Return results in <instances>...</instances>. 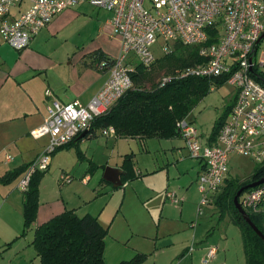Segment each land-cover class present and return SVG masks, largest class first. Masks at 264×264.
Instances as JSON below:
<instances>
[{
    "label": "built area",
    "instance_id": "2783aa9c",
    "mask_svg": "<svg viewBox=\"0 0 264 264\" xmlns=\"http://www.w3.org/2000/svg\"><path fill=\"white\" fill-rule=\"evenodd\" d=\"M23 3L28 8L11 19V9ZM84 3L110 14L111 35L121 43L119 55L109 65H96L108 77L87 105L49 101L43 124L30 132L32 138L48 137L49 142L21 176L20 192L27 190L32 174L48 169L52 153L88 132L95 118L107 114L132 89L134 59L149 70L156 61L152 47L157 43L163 55L175 43L199 47L205 62L178 71L176 77L227 76L226 83L235 91L229 116L213 144L202 145L197 128L188 119L177 124L179 138L191 158L203 164L198 175L199 191L204 194L199 208L214 198L228 177L232 155L264 165V57L255 61L258 47L264 46V0H0L1 39L20 52L55 17ZM210 31L216 41L207 45ZM45 96L50 97L49 91ZM100 134L111 137L115 131L107 127ZM62 181L69 182L64 177ZM166 197L178 203L175 194ZM263 200L264 184L243 194L239 203L243 209L255 210ZM214 253L213 249L207 253L204 264Z\"/></svg>",
    "mask_w": 264,
    "mask_h": 264
},
{
    "label": "crops",
    "instance_id": "0c3cea01",
    "mask_svg": "<svg viewBox=\"0 0 264 264\" xmlns=\"http://www.w3.org/2000/svg\"><path fill=\"white\" fill-rule=\"evenodd\" d=\"M27 8L28 4L23 3L11 9L9 17L16 19ZM109 21V13L84 3L67 9L55 17L31 40L28 47L20 52L11 49L0 36V177L13 169L31 163L47 146L48 137L34 139L30 136V132L43 124L46 116L45 108L51 99H56L61 103L78 101L82 105H87L103 87L108 73L88 67L90 60L87 56L96 51H100L110 58L119 55L121 43L119 38L111 35ZM46 91H49L50 97L45 96ZM208 138L209 136L203 143L204 146L210 145ZM109 140L113 141L114 147L117 145L116 141L120 139L116 136L103 137L100 131H97L93 138H78L71 146L58 150L65 153L79 150V154H82L84 159L90 157V164L94 165V154L88 155L90 147H94L93 143H96V149L102 148L107 145L106 141ZM121 140L140 144L143 151L150 154L153 149H150L148 142L155 139ZM166 142L169 143H166L163 150L170 151L175 159L181 146L184 148L183 141L180 138H175L166 140ZM159 145L161 144L159 143ZM129 154L133 155L132 170L135 179L153 177L169 170V157L165 158V162L161 166L156 162V159L152 158L153 163L146 162L142 165L143 169H140L135 164L137 154L132 151L126 153L121 156L119 165L107 168L118 174L121 182L119 187L122 186L120 188L122 191H125L135 180L124 184L121 181L124 175L123 157ZM12 161L16 165L7 168V165ZM202 169L203 164L198 161L197 177ZM92 170L93 167H90L88 171ZM102 180L111 184L113 190L116 188L110 181L104 179V173ZM90 181L91 176L87 172L82 179L81 186L88 188ZM10 187V185H0V224L3 222L5 225V228L0 231V264H40L31 245L35 229L68 210H73L78 217L85 215L95 217L100 226L107 230L108 235L111 226L109 224L105 227L101 223L100 210H88V207H84L89 200L79 201L78 204L72 206L63 196L46 201L42 197V190L39 189L36 218L26 232V234L30 232L31 235L30 237L20 236L23 227V197L22 193H17L16 189ZM102 191L106 192L103 186H94L92 195L97 198L105 193L101 194ZM132 191L139 201H143L141 190L132 189ZM148 192L154 195L153 191ZM170 205L175 204L171 203ZM161 214H163V208ZM180 217L182 216L180 215ZM230 223L231 221L228 225L223 226L217 236L211 237H208L207 234L198 236V226H193V231L187 232L185 236H176L166 240H160L158 231L154 236L142 235V240L132 247L134 254L129 260L142 254L146 256L142 264H204L207 253L213 249L215 250L214 256L206 264H245L240 231L239 234L234 231L231 227L233 224ZM115 239H118V242L121 241L120 238ZM119 254L122 257L125 256L124 252ZM119 259L121 258L111 261H116L115 264L124 262ZM104 262L106 263L105 258Z\"/></svg>",
    "mask_w": 264,
    "mask_h": 264
},
{
    "label": "trees",
    "instance_id": "16d2710c",
    "mask_svg": "<svg viewBox=\"0 0 264 264\" xmlns=\"http://www.w3.org/2000/svg\"><path fill=\"white\" fill-rule=\"evenodd\" d=\"M213 32L210 31L211 38L206 43L207 45L216 41ZM87 58L90 60L87 66L95 69L96 65L101 62L107 65L112 62V58L100 51L88 55ZM203 62L205 59L199 55V47L175 43L172 50L156 59L149 70L139 64L136 65L134 72L130 74L132 89L126 92L107 114L93 120L84 138H93L97 131L107 127L114 129L118 139L171 140L179 138L177 124L188 119L193 109L212 91L213 87L227 82V76L218 78L176 77L178 71ZM160 73L169 77V80L156 84L152 76ZM146 83H151L152 87L149 90L143 88ZM232 105L215 122L208 138L210 145L216 141ZM78 138L61 148L71 146ZM77 154L79 155V152ZM132 159V154L123 157L124 175L121 178L123 184L135 179ZM29 166L30 163L7 172L0 177V185L6 186L17 180ZM44 173L45 171L32 174L27 190L22 192L23 228L20 236H24L35 221L39 204V183ZM263 178L264 165L256 166L244 182L227 177L221 193L213 198V203L218 208L220 216L227 215L231 223L240 231L245 264H264V241L255 234L236 210L233 198L241 188ZM121 187H116L114 190ZM250 190L252 189L245 190L241 196ZM244 210L252 224L264 236V200L255 210ZM106 236L107 230L100 226L95 217L90 215L78 217L73 210H68L37 227L31 245L40 264H106L104 262ZM145 259V255L138 254L131 260L119 264H142Z\"/></svg>",
    "mask_w": 264,
    "mask_h": 264
},
{
    "label": "rangeland",
    "instance_id": "374dc122",
    "mask_svg": "<svg viewBox=\"0 0 264 264\" xmlns=\"http://www.w3.org/2000/svg\"><path fill=\"white\" fill-rule=\"evenodd\" d=\"M160 46L161 44L157 43L152 47V53L156 59L163 57L159 50ZM262 57H264V46L260 44L255 55V61H259ZM133 64L137 65L136 59H134ZM168 78L162 73L152 76L153 82L156 84L164 83L163 80ZM151 87V83L143 85V88L147 90ZM234 94V88L228 83L213 87L212 91L198 103L189 115L188 120L193 122L197 128L202 145L211 134L215 122L232 105ZM106 143L107 145L98 149L95 147L96 143H93L94 147H90L88 151L89 156L94 154L93 164L95 166L90 164V157L84 159L82 154L78 155L79 150L69 153L62 152V150L55 151L50 155V160L53 158L50 161L51 165L45 171L39 183L42 197L46 201L63 196L72 206L78 204L79 201L89 200L84 207H88V210H100L101 223L105 227L109 224L111 226L105 238L104 258L106 263L111 264L113 262L115 264L116 261L111 260H117L118 258H121L120 261L129 260L134 254L132 247L142 240V235L154 236L158 231L160 240H166L176 236H185L187 232L193 231V226H198V236L207 234L208 237H211L217 236L219 230L228 225L229 217L227 215L220 216L213 199L199 208L204 194L199 191L196 173L198 160L191 158L185 145L184 148L181 146L175 155V159H173L170 151L163 150L166 143H169L166 140H150L148 146L153 149H151L150 154L144 152L140 144L137 145L132 141L120 139L116 141L117 145L114 147L112 140L106 141ZM131 151L137 154L135 162L137 168L143 169L142 165L146 162L153 163L152 158L156 159L157 161H155L161 166L165 162V158L169 157V170L153 177L137 178L133 180L135 183L131 181L133 184L131 183L125 191L120 188L113 190L111 184L102 180L103 173L107 168L119 165L121 156ZM107 160H109V163H107ZM15 165L16 163L12 161L7 165V168H12ZM256 166L258 165L248 157L232 155L229 161L228 178L244 182ZM90 167H93L92 171H88ZM87 172L91 176V181L88 188H83L81 186L82 179ZM62 177L68 179L69 182H62ZM19 181L20 178L9 185L10 188L16 189L17 193H22L17 188ZM98 185L103 186L106 190V192L102 191L101 194L103 192L106 194L94 198L92 190L94 186ZM131 187L136 191L141 190L143 192V201L136 198ZM223 187L224 184L214 198L221 193ZM148 191H153L154 195H151ZM167 193L175 194L178 203L171 206L169 199L166 197ZM164 205L166 207H163ZM162 208L163 214H161ZM231 227L239 234V230L235 226L232 225ZM3 228H5V225L2 222L0 231ZM30 235L29 232L24 237H30ZM115 238H120L121 241L118 242V239ZM120 252H124L125 256L122 257L119 254Z\"/></svg>",
    "mask_w": 264,
    "mask_h": 264
},
{
    "label": "water",
    "instance_id": "95a60500",
    "mask_svg": "<svg viewBox=\"0 0 264 264\" xmlns=\"http://www.w3.org/2000/svg\"><path fill=\"white\" fill-rule=\"evenodd\" d=\"M264 37V34L262 36V38ZM86 133H82L79 136V139H83L85 137ZM104 179L107 181H110L114 187H119L121 185V182L119 180L118 174L116 173V171L111 170V169H106L104 172ZM264 184V178L260 179L257 182L254 183H250L247 186L241 188L235 195V197L233 198V205L236 208V210L239 212V214L243 217V219L245 220V222L251 227V229L255 232V234L262 240L264 241V236L262 235V233L252 224V222L250 221V219L248 218V216L246 215L245 210L242 208V206L240 205L238 199L240 198L241 194L247 190V189H254L260 185Z\"/></svg>",
    "mask_w": 264,
    "mask_h": 264
}]
</instances>
